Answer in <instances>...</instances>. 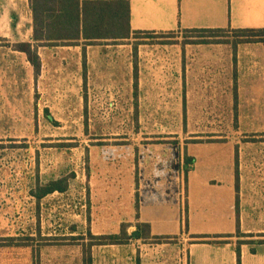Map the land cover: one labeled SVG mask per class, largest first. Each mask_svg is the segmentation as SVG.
Instances as JSON below:
<instances>
[{
    "label": "crops",
    "instance_id": "crops-1",
    "mask_svg": "<svg viewBox=\"0 0 264 264\" xmlns=\"http://www.w3.org/2000/svg\"><path fill=\"white\" fill-rule=\"evenodd\" d=\"M129 4L132 33L264 28V0H129ZM32 21L30 0H0V31H24L31 37L30 41H17L11 47L24 56L36 79L43 71V57L47 55L65 60L70 46H80L85 55V48L97 45L100 49L96 52L103 60L109 53L103 47L126 40L34 41ZM20 43L36 50L40 59L38 72L24 51L14 49L13 45ZM183 48L185 57L191 56L192 70L197 74L204 63L226 74L222 72L226 76L225 88H215L216 100L212 102L220 110L231 111L235 130L244 126L245 112L264 116V42L240 43L235 48L228 41L190 42ZM178 50V55H182V49ZM85 59L84 56L82 77L88 82L90 72ZM100 72L105 77L104 71ZM140 74L136 66L133 88L129 90L130 105L138 112H147L153 103L145 97L151 90L142 87ZM178 80L183 86L176 94L178 110L182 127L186 128L191 107L197 109L201 100L197 91L190 93L186 89L184 71ZM48 120L53 122L50 117ZM256 125L264 127V122ZM196 138L182 139L178 135L176 141L101 145L89 152L88 188L90 193L99 194L96 203L80 205V214L86 217L84 224L87 222L81 235L87 236L88 224L93 235H105L118 233L121 224L126 223L127 233L133 236L126 244L92 246V264H238L237 251L239 264H264V243L255 247L256 238H264V221L258 212H243L245 205L257 207L264 203V141H241L219 135L205 137L211 138L208 140ZM4 155L7 158L0 166V192L6 198L0 199V221L5 225L3 233H9L14 224H35L36 198L31 192L36 186V171L25 166L23 153ZM28 161L31 162L30 158ZM180 187L187 193L183 203L178 198ZM25 191L28 200L13 198ZM111 193H120L122 201L109 197ZM65 209L71 214V203H65ZM137 222L149 224V240L137 238ZM14 236L17 235L1 238L0 252L5 259L11 248L22 246ZM157 236L168 238L153 239Z\"/></svg>",
    "mask_w": 264,
    "mask_h": 264
},
{
    "label": "rangeland",
    "instance_id": "rangeland-1",
    "mask_svg": "<svg viewBox=\"0 0 264 264\" xmlns=\"http://www.w3.org/2000/svg\"><path fill=\"white\" fill-rule=\"evenodd\" d=\"M195 35L184 31L133 34L118 44L103 47L109 52L103 60L96 52L100 49L97 45L85 48V55L80 46H70L65 60L55 55L43 57V71L36 79L24 56L11 47L17 41H30L29 33L0 31V166L7 158L3 154L23 153L25 166L35 168L36 186L72 175L65 192L36 201L34 226L14 224L9 233H3L5 225L0 221V241L8 234L17 235L14 237L22 245L11 248L7 259L0 252V264H84L83 245L87 246L89 239L73 237L87 229L86 217L80 214L81 203H96L99 194L90 193L86 176L89 152L94 147L176 141L178 135L182 139L208 140L211 138L205 137L219 135L241 141H264V127L256 125L264 122V116L259 118L256 112H245L244 126L235 130L231 111L220 110L212 102L216 100L215 88H225L226 74L214 71L207 63L199 74L192 70L193 60L191 56L185 57L183 47L185 43L199 42ZM224 35L223 39L232 43V34ZM13 47L17 48L16 44ZM54 47L51 49H58ZM177 47L182 49L180 56ZM84 56L90 72L88 82L82 77ZM136 66L141 72L142 87L151 90L145 97L153 103L147 112H138L130 105L129 90L133 88ZM100 71H104L105 77ZM183 71L186 89L190 93L197 91L201 100L197 109L191 107L186 128L182 127L176 95L183 88L178 80ZM261 163L259 160L262 166ZM18 195L13 198L28 200L27 191ZM109 195L122 201L120 193ZM4 198L5 194L0 192V199ZM178 198L180 203L187 201L183 187ZM65 203L72 205L69 215ZM257 205H245L243 212L249 215L258 212L264 221V203ZM256 241L255 247H259L264 238L257 237Z\"/></svg>",
    "mask_w": 264,
    "mask_h": 264
},
{
    "label": "trees",
    "instance_id": "trees-1",
    "mask_svg": "<svg viewBox=\"0 0 264 264\" xmlns=\"http://www.w3.org/2000/svg\"><path fill=\"white\" fill-rule=\"evenodd\" d=\"M32 11V39L34 41L63 40L76 42L79 40L92 41L96 39H129L133 34L130 29L129 0H30ZM186 33H196L201 43L226 42L224 33L232 34L233 47L240 43L264 42V28L244 29H190ZM152 34V33H144ZM30 60L34 71L38 72L40 59L36 50H31L25 43L16 45ZM137 81L134 78V88ZM72 176V175H71ZM70 176V177H71ZM64 176L51 179L44 184H38L31 192L36 201H40L54 192H65L68 189L69 178ZM138 211V205L136 204ZM128 224H121L116 234L93 235L89 230L86 235L89 239L87 246L83 245L84 264H92L91 247L104 244H126L133 236L127 233ZM139 232L137 238L147 241L151 238L150 227L147 223H136ZM168 237L157 236V241L167 240ZM73 239H84L83 235ZM11 242L10 239L7 241ZM247 242V241H243ZM251 242V241H248ZM238 264H239V251Z\"/></svg>",
    "mask_w": 264,
    "mask_h": 264
}]
</instances>
